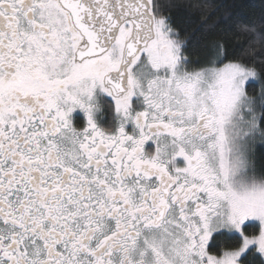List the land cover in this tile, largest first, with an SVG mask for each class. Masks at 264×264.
Returning <instances> with one entry per match:
<instances>
[{"label":"snow or ice","instance_id":"snow-or-ice-1","mask_svg":"<svg viewBox=\"0 0 264 264\" xmlns=\"http://www.w3.org/2000/svg\"><path fill=\"white\" fill-rule=\"evenodd\" d=\"M190 63L161 0H0V264L264 257L256 69Z\"/></svg>","mask_w":264,"mask_h":264},{"label":"trees","instance_id":"trees-1","mask_svg":"<svg viewBox=\"0 0 264 264\" xmlns=\"http://www.w3.org/2000/svg\"><path fill=\"white\" fill-rule=\"evenodd\" d=\"M163 14L169 18L177 37L183 42L191 67L242 62L254 67L257 77L246 84L249 97L264 99V0H161ZM256 39H252V35ZM255 160L259 170L264 166V146L255 145ZM251 231H256L252 229ZM222 251L226 239L214 241ZM263 257L250 256L249 264H261Z\"/></svg>","mask_w":264,"mask_h":264},{"label":"flooded vegetation","instance_id":"flooded-vegetation-1","mask_svg":"<svg viewBox=\"0 0 264 264\" xmlns=\"http://www.w3.org/2000/svg\"><path fill=\"white\" fill-rule=\"evenodd\" d=\"M76 115V114H74ZM79 115V118L76 119L75 123L78 125V126H82L83 123H84V120H83V114H78ZM111 118H112V114L111 113H108V112H105L102 117H101V122H102V125L103 126H107V124L111 121Z\"/></svg>","mask_w":264,"mask_h":264},{"label":"rangeland","instance_id":"rangeland-1","mask_svg":"<svg viewBox=\"0 0 264 264\" xmlns=\"http://www.w3.org/2000/svg\"><path fill=\"white\" fill-rule=\"evenodd\" d=\"M219 57L216 58V61L214 62H211V64H205V65H202V66H197V67H191L190 65H188L189 67V70H201V69H208V68H212V67H222V65H219L218 62H219ZM226 64V63H225ZM260 105V101L258 102V106ZM258 108V107H257ZM259 110V109H258ZM264 258V257H263Z\"/></svg>","mask_w":264,"mask_h":264}]
</instances>
